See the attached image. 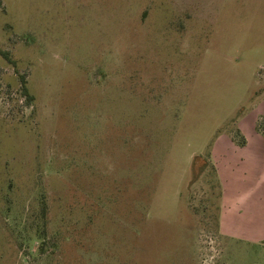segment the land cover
Wrapping results in <instances>:
<instances>
[{
	"label": "rangeland",
	"instance_id": "rangeland-1",
	"mask_svg": "<svg viewBox=\"0 0 264 264\" xmlns=\"http://www.w3.org/2000/svg\"><path fill=\"white\" fill-rule=\"evenodd\" d=\"M242 118L264 0H0V264H264Z\"/></svg>",
	"mask_w": 264,
	"mask_h": 264
},
{
	"label": "crops",
	"instance_id": "crops-1",
	"mask_svg": "<svg viewBox=\"0 0 264 264\" xmlns=\"http://www.w3.org/2000/svg\"><path fill=\"white\" fill-rule=\"evenodd\" d=\"M238 124L242 129L243 133L245 134L247 142L245 145L236 144L233 139H231L230 137H228V135L225 134H222L216 138L214 145V156L216 165L218 167V172L220 174L223 169V157H225L224 161L226 162V165H233V162H235L238 165L250 167L253 174H250L248 172L247 175H245L244 179H247L246 182L252 180L251 187L253 186L254 189L259 190V200L263 203L262 207L264 208V135L256 129V122H253L251 130L248 129L247 120L245 121L243 118L239 120ZM223 142L228 144L227 150L228 152L232 153L226 154V152L224 151ZM244 173L246 174V172ZM252 175L254 176L252 177ZM225 197L226 194L225 191H223V209L220 214V230L228 235L241 237L236 232L231 231L229 228L226 227L228 218L227 220L225 218ZM251 199H253V196L251 197ZM251 235H254L253 241H259L264 239V231H262V233ZM243 237L241 238L243 239Z\"/></svg>",
	"mask_w": 264,
	"mask_h": 264
},
{
	"label": "trees",
	"instance_id": "trees-1",
	"mask_svg": "<svg viewBox=\"0 0 264 264\" xmlns=\"http://www.w3.org/2000/svg\"><path fill=\"white\" fill-rule=\"evenodd\" d=\"M6 56L8 55V53H6V52H3ZM22 87H23V90H24V93H25V95L26 96H28V98H32V96L29 94V91H28V87L26 86V81H25V79H24V77L22 78ZM257 128H258V130L261 132V125L260 124H258V126H257ZM243 139H242V142H241V144L242 145H244L245 143H246V138L245 137H242Z\"/></svg>",
	"mask_w": 264,
	"mask_h": 264
}]
</instances>
